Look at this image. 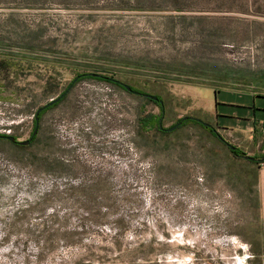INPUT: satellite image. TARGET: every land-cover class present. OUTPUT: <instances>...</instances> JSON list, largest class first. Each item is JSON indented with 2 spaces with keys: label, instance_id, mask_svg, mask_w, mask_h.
<instances>
[{
  "label": "rangeland",
  "instance_id": "rangeland-1",
  "mask_svg": "<svg viewBox=\"0 0 264 264\" xmlns=\"http://www.w3.org/2000/svg\"><path fill=\"white\" fill-rule=\"evenodd\" d=\"M0 56V136L66 91L0 139V264H263L264 0H0Z\"/></svg>",
  "mask_w": 264,
  "mask_h": 264
},
{
  "label": "trees",
  "instance_id": "trees-1",
  "mask_svg": "<svg viewBox=\"0 0 264 264\" xmlns=\"http://www.w3.org/2000/svg\"><path fill=\"white\" fill-rule=\"evenodd\" d=\"M15 62V59L12 58V57H8V56H0V68H4L6 71H8L10 69V67L12 66V64H14ZM95 76H92L90 74H80V75H77L74 79V81H79V80H82L83 78H94L96 80H99V81H103L107 84H111V85H114L116 87H119L122 89L121 87V83L115 79L114 77L112 76H106V75H98V74H94ZM68 87V86H67ZM67 87H66V90H67ZM130 88L131 91H129L130 93L132 94H135L137 96H142L143 93H141L139 90L137 89H134L133 87L131 86H128ZM60 95H63L60 100L51 105V106H48L46 107L45 109H43L41 112H39V114L37 115V122H35V114H34V117H33V129L34 127L37 128V125H38V120L40 118V116L47 110L51 109L52 107H54L56 104H58L59 102L62 101V99L64 98V96L66 95V91L62 92ZM59 95V96H60ZM158 98V97H157ZM151 103H153L154 105H156L159 109V113L157 115H153V114H147L143 117H139L138 118V127L139 129L143 132V133H147V132H150V131H156V132H160V133H168L166 131V129H162L160 130L159 129V125H160V122H162L163 118H164V114H165V109H164V105H163V102L161 100H158L156 102H153L150 100ZM185 117H188L187 119L183 120L180 124L179 127H177L175 130L183 127L185 125V123H188V122H192L194 123L196 126L200 127V128H203L204 130H207L209 132V134L211 135V137H213L214 139H217L218 141H220L221 143H224L223 142V138L221 137V135L217 132L216 130V127H213V126H202L201 124L197 123L195 120L193 119H190L191 117L189 116H185ZM183 118V117H182ZM182 118L178 119L176 122H174L171 126H173L175 123L179 122L182 120ZM170 126V127H171ZM174 131V130H173ZM172 132V131H171ZM35 137H36V134L33 135L32 132L29 136V144H31L34 140H35ZM0 139H5V137L3 136H0ZM14 145H19L17 142H14L13 143ZM230 153L234 156V157H240V155L242 154L239 149L237 147H235V150L234 151H230ZM244 156V155H243ZM243 156H241V158H243ZM244 159V158H243ZM255 160H247L249 163H252V164H255L259 167V164L264 162V154L261 155L259 158H254ZM245 160V159H244ZM258 251H256L257 253Z\"/></svg>",
  "mask_w": 264,
  "mask_h": 264
},
{
  "label": "crops",
  "instance_id": "crops-1",
  "mask_svg": "<svg viewBox=\"0 0 264 264\" xmlns=\"http://www.w3.org/2000/svg\"><path fill=\"white\" fill-rule=\"evenodd\" d=\"M259 93H260L259 96L261 97V99H263L264 93L262 92H259ZM246 108H248L247 114H246L247 118H244V119L249 121L251 126H248V124H245L242 122H236L239 125H235V129H239L240 131H235V132L250 134V137H249L250 140H252V138L256 136L258 138L257 139L258 142L262 143V146H261L262 150L260 152L263 155L264 154V103H256L255 101V103L253 102L251 106H247ZM241 124H245V125L242 126ZM257 185H258V190H259V195H260V205H261L260 210L262 214V226H263V235H262L263 247H262V254L260 257L264 264V162L260 163L258 167Z\"/></svg>",
  "mask_w": 264,
  "mask_h": 264
},
{
  "label": "water",
  "instance_id": "water-1",
  "mask_svg": "<svg viewBox=\"0 0 264 264\" xmlns=\"http://www.w3.org/2000/svg\"><path fill=\"white\" fill-rule=\"evenodd\" d=\"M90 75L95 76L94 74H90ZM121 87H123V89H124L125 91H127V92L131 91L130 88H129L128 86H126V85L121 84ZM62 96H63V95H60V96H58L57 98H55V99L49 101L48 103H46L44 106L40 107V108L36 111V113H35V122H37V119H38V118H37V115L39 114V112H41V111H42L43 109H45L46 107L51 106V105L57 103V102L60 100V98H61ZM142 96H143L144 98H147V99L153 101V102H156V101L158 100V98H157L156 96H152V95H148V94H142ZM187 118H188V117H183L181 121H179V122L175 123L173 126L167 128L166 131H167V132H171V131L175 130L177 127L180 126L181 122H182L183 120L187 119ZM190 119L195 120L197 123L201 124L202 126H208V124H206V123L200 121L198 118H190ZM159 129H160V130L163 129V128L161 127V125H159ZM36 132H37V128L35 127L34 130H33V132H32V134L35 135ZM5 139L8 140V141L11 142V143L16 142L15 139H14V137H5ZM223 142H224V144L227 146V148H228L230 151H234V150H235V147H234L233 145L227 143V142L224 141V140H223ZM17 143H18L19 145H27V144H29V140H26V141H23V142H17ZM243 158H244L245 160H253V161L255 160L254 158L249 157V156H243Z\"/></svg>",
  "mask_w": 264,
  "mask_h": 264
},
{
  "label": "flooded vegetation",
  "instance_id": "flooded-vegetation-1",
  "mask_svg": "<svg viewBox=\"0 0 264 264\" xmlns=\"http://www.w3.org/2000/svg\"><path fill=\"white\" fill-rule=\"evenodd\" d=\"M160 100V99H159ZM210 126V125H209Z\"/></svg>",
  "mask_w": 264,
  "mask_h": 264
}]
</instances>
